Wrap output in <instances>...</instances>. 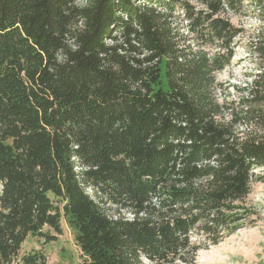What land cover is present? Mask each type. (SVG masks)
<instances>
[{"label":"trees","instance_id":"trees-1","mask_svg":"<svg viewBox=\"0 0 264 264\" xmlns=\"http://www.w3.org/2000/svg\"><path fill=\"white\" fill-rule=\"evenodd\" d=\"M244 1L0 0V264H48L22 246L62 217L84 264H194L242 226L264 181V71L239 108L213 90Z\"/></svg>","mask_w":264,"mask_h":264},{"label":"rangeland","instance_id":"rangeland-1","mask_svg":"<svg viewBox=\"0 0 264 264\" xmlns=\"http://www.w3.org/2000/svg\"><path fill=\"white\" fill-rule=\"evenodd\" d=\"M196 5L203 7L198 3ZM225 15L242 31L233 43L235 55L232 63L215 74L216 84L213 91L220 103L239 108L238 103L243 96L242 88L247 87L256 75L264 71V57L254 51L255 43L264 27V7H260L255 0H246L241 9H228ZM176 20L182 31L187 33V22L183 17ZM225 118H231L228 112ZM238 127L239 131L253 129L246 122ZM255 171L261 173L262 169ZM242 204L250 211L247 220L220 243L201 249L194 264H264V181L253 182L252 191ZM48 229L46 227L45 230ZM62 229L61 234L52 231L56 239L51 242L30 235L24 242L21 253L40 250L46 254L48 264H84L86 256L76 242L75 229L64 217ZM193 239L199 240L200 237Z\"/></svg>","mask_w":264,"mask_h":264}]
</instances>
